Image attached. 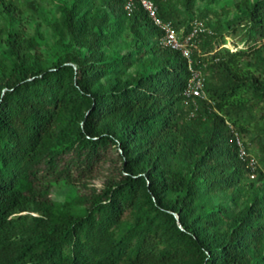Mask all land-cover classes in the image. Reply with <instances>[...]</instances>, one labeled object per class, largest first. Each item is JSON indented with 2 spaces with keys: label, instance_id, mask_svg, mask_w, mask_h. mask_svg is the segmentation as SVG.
Masks as SVG:
<instances>
[{
  "label": "trees",
  "instance_id": "obj_1",
  "mask_svg": "<svg viewBox=\"0 0 264 264\" xmlns=\"http://www.w3.org/2000/svg\"><path fill=\"white\" fill-rule=\"evenodd\" d=\"M151 1L211 31L191 56L206 99L185 101L187 61L139 6L56 0L48 22L25 2L49 44L0 0V264H264V0L213 24L218 0ZM227 34L253 46L217 49Z\"/></svg>",
  "mask_w": 264,
  "mask_h": 264
},
{
  "label": "rangeland",
  "instance_id": "obj_2",
  "mask_svg": "<svg viewBox=\"0 0 264 264\" xmlns=\"http://www.w3.org/2000/svg\"><path fill=\"white\" fill-rule=\"evenodd\" d=\"M65 2H69V0H64ZM25 2H32L44 10V17L46 18V21L50 22L53 20V17L56 18L57 14L55 11V3L56 0H12V3L15 7V14H16V21L17 23L14 25L15 28L20 29L24 32H26L29 35H32L35 31V28L37 25H39L40 31L45 35V37L48 39V43H51V29L50 26L47 24L45 19L36 18L31 19V12H29L28 9L25 8ZM179 5V3H177ZM206 7L205 2L197 1L194 6V10L196 11V14H198L199 9H204ZM210 7V12L207 13L205 17V21H208L210 24L215 23L217 20H224L226 18L231 19L234 16V7L230 4V0H218L217 3L212 4ZM3 8L0 7V28L4 25L8 26V22L5 19V14L2 10ZM227 13H225V10H227ZM199 22V19H195ZM203 23V22H202ZM180 34L185 33V28L181 27L178 31ZM228 33V32H226ZM230 33V32H229ZM221 43V42H220ZM219 43V44H220ZM258 44V43H257ZM218 46V47H217ZM253 46V44H250L246 42L245 40L240 39L239 35H232L227 34L224 36V44L223 45H216V48H226L230 52H234L241 49H247L248 47ZM127 47L128 49H134L135 45L133 44V37L128 32H125L123 34V37L119 40L117 48H123ZM135 70V68L131 69V73ZM247 136H245V139ZM249 179H251L249 177ZM67 192V190H64L61 194L55 195L58 199L62 198V195H64Z\"/></svg>",
  "mask_w": 264,
  "mask_h": 264
},
{
  "label": "built area",
  "instance_id": "obj_3",
  "mask_svg": "<svg viewBox=\"0 0 264 264\" xmlns=\"http://www.w3.org/2000/svg\"><path fill=\"white\" fill-rule=\"evenodd\" d=\"M136 6H139L146 13L151 24L160 31L161 36L158 39V46L162 49L176 51L186 59L190 78L182 92L185 101L190 100L195 103L196 100L206 99L202 74L200 71L193 69L191 56L193 51L196 50L195 39L200 33L211 34V31L202 22L194 20L190 31L180 34L173 28L170 22L159 18L157 7L151 0H125L124 10L129 14L134 11ZM237 144L240 147V158L246 157L247 155L238 141ZM254 165V161L250 160L249 166L252 170L255 168ZM250 178H253V176H250Z\"/></svg>",
  "mask_w": 264,
  "mask_h": 264
},
{
  "label": "water",
  "instance_id": "obj_4",
  "mask_svg": "<svg viewBox=\"0 0 264 264\" xmlns=\"http://www.w3.org/2000/svg\"><path fill=\"white\" fill-rule=\"evenodd\" d=\"M175 217H176V219L178 220V216L176 215Z\"/></svg>",
  "mask_w": 264,
  "mask_h": 264
}]
</instances>
